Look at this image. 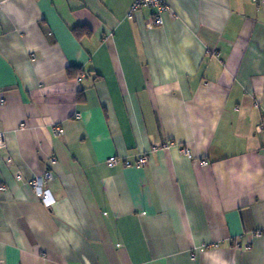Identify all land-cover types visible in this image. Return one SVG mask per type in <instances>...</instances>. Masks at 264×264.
Returning <instances> with one entry per match:
<instances>
[{
  "label": "crops",
  "instance_id": "0c3cea01",
  "mask_svg": "<svg viewBox=\"0 0 264 264\" xmlns=\"http://www.w3.org/2000/svg\"><path fill=\"white\" fill-rule=\"evenodd\" d=\"M166 1L0 0V264H264V1Z\"/></svg>",
  "mask_w": 264,
  "mask_h": 264
},
{
  "label": "built area",
  "instance_id": "2783aa9c",
  "mask_svg": "<svg viewBox=\"0 0 264 264\" xmlns=\"http://www.w3.org/2000/svg\"><path fill=\"white\" fill-rule=\"evenodd\" d=\"M254 2L257 1H264V0H253ZM147 6V7H154L155 12L149 18V22L152 25H160L162 23V13L168 11L169 7L166 0H133L131 5V10H135L139 7ZM4 98L0 97V101H3ZM62 128L57 125L55 126V133L62 134ZM6 143L4 139V130L0 127V149L5 148ZM146 155L138 156L135 161L131 162L128 159H122V163L125 166L129 165H143L146 162ZM120 158L115 155H111L107 157L106 164L108 166H114L118 162ZM51 177L50 172L44 173V175L40 176L37 180L32 182L34 193L37 197L41 198L44 202L47 201L48 203L53 202V196L50 190L45 186V182L49 180ZM260 231H256L255 234H260ZM248 246V245H246Z\"/></svg>",
  "mask_w": 264,
  "mask_h": 264
},
{
  "label": "rangeland",
  "instance_id": "374dc122",
  "mask_svg": "<svg viewBox=\"0 0 264 264\" xmlns=\"http://www.w3.org/2000/svg\"><path fill=\"white\" fill-rule=\"evenodd\" d=\"M47 204H49L47 201H45Z\"/></svg>",
  "mask_w": 264,
  "mask_h": 264
},
{
  "label": "trees",
  "instance_id": "16d2710c",
  "mask_svg": "<svg viewBox=\"0 0 264 264\" xmlns=\"http://www.w3.org/2000/svg\"><path fill=\"white\" fill-rule=\"evenodd\" d=\"M257 2H259V1H257ZM76 30H78V29H76Z\"/></svg>",
  "mask_w": 264,
  "mask_h": 264
}]
</instances>
